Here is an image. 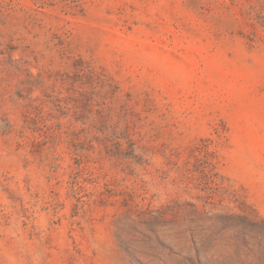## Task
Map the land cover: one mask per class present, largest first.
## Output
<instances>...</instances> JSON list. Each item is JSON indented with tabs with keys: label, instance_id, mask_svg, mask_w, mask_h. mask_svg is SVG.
Here are the masks:
<instances>
[{
	"label": "rangeland",
	"instance_id": "374dc122",
	"mask_svg": "<svg viewBox=\"0 0 264 264\" xmlns=\"http://www.w3.org/2000/svg\"><path fill=\"white\" fill-rule=\"evenodd\" d=\"M0 264H264V0H0Z\"/></svg>",
	"mask_w": 264,
	"mask_h": 264
}]
</instances>
